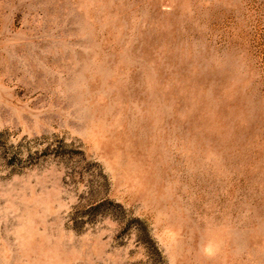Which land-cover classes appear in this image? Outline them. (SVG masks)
<instances>
[{
    "label": "rangeland",
    "instance_id": "obj_1",
    "mask_svg": "<svg viewBox=\"0 0 264 264\" xmlns=\"http://www.w3.org/2000/svg\"><path fill=\"white\" fill-rule=\"evenodd\" d=\"M0 264H264V0H0Z\"/></svg>",
    "mask_w": 264,
    "mask_h": 264
}]
</instances>
